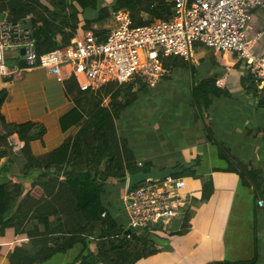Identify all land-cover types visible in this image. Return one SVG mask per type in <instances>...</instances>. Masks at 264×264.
Here are the masks:
<instances>
[{"label":"trees","instance_id":"obj_1","mask_svg":"<svg viewBox=\"0 0 264 264\" xmlns=\"http://www.w3.org/2000/svg\"><path fill=\"white\" fill-rule=\"evenodd\" d=\"M102 2L103 0H75L69 4L66 0H46L45 3L40 0H19L12 10L11 18L23 21L32 29L36 51L42 56L70 45L78 31L80 15L87 17L98 11L93 22L100 23L110 18L112 11L124 10L130 13L134 26H144L155 19L169 20L173 16L171 0H117L112 4L111 10L107 6L101 7ZM143 13L148 14L146 16L149 19L144 18ZM86 22L85 28L89 30L92 21ZM107 32L95 31L103 36ZM218 56L222 57L220 54ZM177 64H181L179 67L184 70H190L194 77L195 69L190 63L179 58H170L164 62V66L171 71H178L175 70ZM217 80L218 76H215L196 85L194 82L191 89L192 106L197 109L198 120L207 131L208 140L214 145L216 143L212 128L204 116V110L213 99L230 96L228 90L224 91L217 86ZM258 84L251 76L241 78L242 88L250 94L258 93ZM64 86L75 107L61 117L60 128L62 132H66L79 126V131L59 148L38 157L32 154L31 143L38 140L43 142L46 127L39 122L7 123L1 109L9 92L0 89V160L7 159V163L0 166V239L5 236L7 229L14 228L16 234L24 232L21 228L32 210L38 216L40 225L45 228L44 233L37 229L28 233L34 246V254L29 255L26 251L16 249L10 257V264H42L77 245H81L82 250L72 264H137L159 252L156 245L149 241L150 233L146 231L137 235L132 232L131 240L123 238L124 224L113 215L104 198L109 180H116L123 188L128 176L152 170L151 163L143 167L136 165L127 141L118 136L115 126L116 116L138 100L137 92H133V85L110 84L104 90V94L110 97L109 105L105 106L101 98L89 97L87 93L80 92L75 79L66 81ZM143 89L141 87L140 91ZM88 98L96 99L97 103L93 110L86 113L82 104ZM260 105L264 107V89L261 91ZM221 149L220 156L223 157ZM18 161L23 162V166L20 175L16 176L10 167ZM225 172L237 173L242 184L249 187L254 184L258 190L260 188L259 171L238 164L237 167L227 168ZM12 176L31 181V189L23 199L18 187L23 184L9 189V178ZM174 176L200 178L192 169ZM213 194L214 185L209 178L203 185L201 199H192L185 216L176 225L173 224L168 236L186 234L195 208L208 201ZM67 197L71 198L72 207L63 209L59 204L53 206L52 202L67 204ZM67 212L77 214L79 218H74V223L73 218L68 221L70 224L62 223V218L68 217ZM104 213L106 216L103 218ZM49 217L58 221L59 225L55 229L50 228ZM78 219L80 221L76 223ZM132 245L135 248L130 253L128 247ZM258 256L256 246L255 257L250 263L227 264H254Z\"/></svg>","mask_w":264,"mask_h":264},{"label":"crops","instance_id":"obj_2","mask_svg":"<svg viewBox=\"0 0 264 264\" xmlns=\"http://www.w3.org/2000/svg\"><path fill=\"white\" fill-rule=\"evenodd\" d=\"M17 1L19 0H0V22L7 17H12V10ZM40 1L46 2V0ZM74 1L66 0L69 4ZM104 1L101 7H105ZM116 1H111V5H107L108 8L110 6V10L112 4ZM97 13L98 11H95L88 14L87 17L84 15L79 16V33L87 31L85 28L86 20L92 21L89 30L107 32L110 29L108 28L109 26L106 28L99 27V23L93 22ZM143 14L144 18L148 15L146 13ZM108 19L104 22H107ZM253 21L255 30H253V27H251V30L255 34H250V29L248 28V35L252 39L258 38L257 53L264 55V10H257L254 13ZM213 57L214 59L205 69V73L207 72L208 75L204 76V78L208 79L218 76V83L228 74L226 69L230 60L228 57L220 58L216 57V55ZM204 61L205 59L199 51L197 62L191 65L196 71ZM66 69L68 71V68ZM168 72L169 74L156 88L148 89L144 86V89L139 92L138 89H141V86L133 87V92H137V101L144 99L147 106L152 105L153 102L150 99L158 97L160 90L169 91L172 94H168L163 98V100L169 101L171 105L173 104L170 113L172 114L170 118L172 122L167 124L173 141H176V148L172 155L165 160H160V155L157 153L163 148L162 146L166 141L162 133H160L162 128L165 129L163 123L165 120L159 119L157 120L158 122L153 121L150 123L151 125H144L142 127L144 130L142 131V136L140 135L136 140L133 139L134 135L128 133L126 128L123 127L122 121L117 122L115 120L116 130H119L120 138L127 141L128 149L133 153L137 166L143 167V165L151 163L152 170L157 171L168 168L192 169L200 178H186L187 191L195 199L200 200L203 185L207 179L211 178L214 185V194L208 201L195 208L194 216L190 221V229L186 234L182 236H166L163 239L167 241V245L158 246L155 244L159 252L139 261L137 264L250 263L255 257L256 246L259 256L254 264H264V208L261 209L259 207V200L262 198L264 200V169L262 168L264 167V107L260 105L261 91L258 89V93L250 94L242 88L241 78L244 76L242 75L240 64L233 68L230 75L228 74L227 84L221 89L224 91L228 90L230 96L213 99L209 107L205 109L206 113L204 116L211 125L215 145L222 147L224 156L222 157L219 154L218 160L225 159L229 165L224 167L218 164L207 167L204 166L202 159L208 155L211 146L213 147L214 144L208 140L207 131L198 120L197 109L192 106L191 89L194 85H192V82L189 84L179 83V91L189 92V95L181 97L180 101L177 99L178 103H176V79L174 82V87L176 86V88L173 89V92L170 91L171 85L167 84L174 81L173 76L176 71L168 69ZM0 89H6L9 92V97L1 109V114L5 117L7 123L39 122L46 127L47 132L43 142L38 140L31 143V150L34 156L38 157L54 151L67 139L73 138L79 131V126L72 127L66 132H62L60 128L61 117L75 107L66 94L64 81L61 76L46 69H35L24 73L22 77L13 82H0ZM152 91L155 92L153 96L150 94L153 93ZM145 92L148 98L143 95ZM171 98L173 99L171 100ZM230 105L235 107L233 115L228 111ZM45 107H47L46 110ZM230 122L231 127L227 129L226 126ZM218 123H220V126ZM223 124H226V126ZM230 131L237 137L233 143L240 153V156L232 159L229 157V150L231 149L227 148L231 143L229 141L231 139L228 137ZM183 137L185 139H182ZM15 141H17V137H15ZM248 144L253 145L251 153L244 149ZM252 159H255V161ZM5 160L7 159L0 160V166L5 164L3 163ZM238 164H243L251 170L259 171V190L253 183L250 187L242 184L237 173L225 172L227 168L237 167ZM10 170H12L11 167ZM15 175L20 174L17 173ZM9 179L11 180L12 178ZM17 180L23 184L18 186L23 199L31 189V181L30 179L21 180L14 178L13 182L16 183ZM123 190L124 187L121 188L119 183L116 184L114 180H109L106 185L104 198L105 203L111 207L113 215L125 224L126 216L121 202ZM66 199L68 200L67 204L52 202L53 206L56 207L59 204L63 209L67 206L72 207L71 198L67 197ZM67 216L65 218L66 216L62 215L64 217L62 218V223L70 224L68 221L72 220V218V223H74V218H79L77 214L73 215V213ZM38 221V216L32 210L26 223H24V227L21 228L24 229V232L16 234L14 228L5 231V236L0 239V264H10V257L16 249L26 251L29 255L34 254V246L29 239L28 233L35 229L40 233H44L45 228ZM79 221L80 219L76 223H79ZM176 222L173 224L176 225ZM58 225V221L54 217H49L51 229H55ZM38 240L41 241L40 239ZM49 245H51V242H49ZM81 250L82 246L77 245L65 254L54 256L51 260L42 264H52L53 262L56 264H72L81 253Z\"/></svg>","mask_w":264,"mask_h":264},{"label":"built area","instance_id":"obj_3","mask_svg":"<svg viewBox=\"0 0 264 264\" xmlns=\"http://www.w3.org/2000/svg\"><path fill=\"white\" fill-rule=\"evenodd\" d=\"M171 3L173 16L169 20L155 19L144 26H134L127 11H112L110 17L117 25L105 36L95 30L77 31L70 45L42 56L36 51L32 29L7 17L0 22V82H13L24 73L46 69L61 76L64 83L75 79L80 92L101 98L107 106L110 97L104 90L108 85L156 88L169 74L164 66L167 59L195 64L199 51L208 49L229 58V75L240 64L242 75L251 76L259 82L260 91L264 89V55L257 53L258 38L246 34L254 13L264 10V0ZM228 74L218 87H225ZM128 178L121 197L126 216L122 237L131 240L132 232L140 235L147 231L150 236L165 238L192 202L185 178L168 175L133 187Z\"/></svg>","mask_w":264,"mask_h":264},{"label":"rangeland","instance_id":"obj_4","mask_svg":"<svg viewBox=\"0 0 264 264\" xmlns=\"http://www.w3.org/2000/svg\"><path fill=\"white\" fill-rule=\"evenodd\" d=\"M111 1L114 2V0H106V1H104V3H105L104 5L105 6L111 5ZM109 8H110V6H109ZM146 19H149V18L146 17ZM116 25H117V23L114 21V19L112 17L110 19H108L107 22H100L99 23V27L106 28V27L109 26L108 28H110V29H108L107 31L113 29ZM254 26H255V23L253 21L248 27L250 29V34H253V35L255 33L251 30V27H253V30H255ZM248 31L249 30L246 31L247 35L249 34ZM200 54L203 55L205 61L196 69L195 75H194V77H192V78H194V81H191V79H192L191 78V71H189V70L185 71L184 69L179 67V66H181V64H179V65L177 64L178 65L177 68H176V66L174 67V68H176L175 70L178 69V71H176V74L174 73V76H173V80L174 81L171 82V83H167V84L171 85V90H170L171 92H173V89H175L176 86H177V88H176V103H178V100L180 101L181 97H183L185 95L186 96L189 95V92L179 91V88H180V84L179 83H182V84L187 83V84H189V83L192 82V84L194 85V82L195 83H200L202 80L206 79V78H204V76L208 75L207 72L205 73V69L209 66L210 62L214 59L213 56H215V54H213V52L208 50V49L201 50ZM216 57H219V56L216 55ZM175 65H176V63H175ZM175 79H176V86L174 87ZM141 87H144V86H141ZM145 88H147V87H145ZM148 89H154V88H148ZM187 90H188V88H187ZM138 91L140 92V88L138 89ZM147 91H149V90H147ZM149 92H151V91H149ZM152 92L153 93H150V94L153 96L155 94V92L154 91H152ZM168 94L172 95L169 91L166 92L165 90H162V91L160 90L159 94L157 95L158 97H154V99H152L150 97L151 98L150 100L153 102L152 105L147 106L145 104L146 100L142 99L140 101H137V103H135L134 106H132L131 108H129V109L125 110V111H123L118 117L116 116V118H115V120L117 122H120V121L123 122V124H122L123 127L126 128V131H128V133H131V135H134V138H133L134 140H136V138L139 137L140 135L142 136V131H144L142 129V127L144 125H148V124L152 123L153 121L158 122L157 120H159V119L160 120H165L163 122L164 126H165V129L162 128V132H160V133H162V136H163L164 139H166V141H165V144L162 146L163 148L159 152H157L160 155V157H159L160 160L161 159L165 160L166 158H168L170 155H172L173 151L176 148V141L175 142L173 141L172 134L169 133V128H167V124L172 122V119H170L172 117V114H170V113H171V109L173 108V104L171 105V103L169 101L163 100V98H165V96L168 95ZM143 95H145V97H147L146 92ZM172 99L173 98H171V100ZM96 103H97L96 99L88 98V99H86L83 102L82 105L86 108V113H88L89 111L94 109V106L96 105ZM109 103H110V101H108L107 106L109 105ZM46 109H47V107H45V110ZM228 111H230V113L233 115V112L235 111V107L233 105H230L228 107ZM196 113L198 114V111ZM205 113H206V110H204V115H205ZM218 125L220 126V123H218ZM224 126H226V124ZM226 127H227V129L230 128L231 127V122L228 123V126H226ZM0 131H1V128H0ZM117 133H118V136L120 137L119 130H117ZM228 137L231 139V140H229L231 143L227 146L228 149H231V150H229V157H231L230 159L235 158L237 156H240V153L238 152V149H236V146L233 143L237 139L236 135H234L232 133V131H230L228 133ZM182 139H185V137H183ZM183 141L185 142V140H183ZM252 146H253L252 144H248L244 148L245 151H250V153H251V151H253ZM220 148H222V147H218L217 145H214L213 147L211 146V149H210L208 155H206L202 159L204 161V166L209 167V166H216V165L220 164V165H222L224 167H227L229 165L228 161L225 160V159H220V161L218 160L217 157L219 156V154H221ZM176 158H177V156H176ZM261 158H262V155H261ZM252 160L255 161V159H252ZM3 163H7V160H5ZM0 164H1V161H0ZM22 166H23V162L18 161L16 163H14L11 166V168H12V171L15 174H17V173L20 174L21 171H22ZM262 168L264 169V167H262ZM176 177H178V176H176ZM10 178H12V179H11V182L9 184V189H15L16 186L19 185V183L22 184V182H19L18 180H17L16 183L13 182L14 178H16L14 176L10 177ZM178 178H183V177H178ZM114 182L116 184L118 183L116 180H114ZM0 183H2L1 180H0ZM259 201L261 202V203L259 202V207L261 209H263L264 208V200H263V198L261 200H259ZM128 248H129L128 251H130V253H131V251L133 252V249L135 248V246L132 245V246H130ZM52 264H56V263L53 262Z\"/></svg>","mask_w":264,"mask_h":264},{"label":"water","instance_id":"obj_5","mask_svg":"<svg viewBox=\"0 0 264 264\" xmlns=\"http://www.w3.org/2000/svg\"><path fill=\"white\" fill-rule=\"evenodd\" d=\"M21 54H24V51H21ZM185 169H173V168H168V169H164L162 171H157V170H151L149 173H144V172H140V173H136V174H132L129 176L128 178V184L130 187H133L139 183L145 182L147 180H156V179H162L165 178L168 175H179L182 174ZM149 241L158 245V246H163V245H167V241H165V239L151 235L149 237Z\"/></svg>","mask_w":264,"mask_h":264}]
</instances>
